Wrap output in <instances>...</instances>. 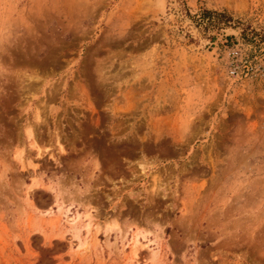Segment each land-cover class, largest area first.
I'll use <instances>...</instances> for the list:
<instances>
[{
	"label": "rangeland",
	"instance_id": "1",
	"mask_svg": "<svg viewBox=\"0 0 264 264\" xmlns=\"http://www.w3.org/2000/svg\"><path fill=\"white\" fill-rule=\"evenodd\" d=\"M0 264H264V0H0Z\"/></svg>",
	"mask_w": 264,
	"mask_h": 264
},
{
	"label": "trees",
	"instance_id": "2",
	"mask_svg": "<svg viewBox=\"0 0 264 264\" xmlns=\"http://www.w3.org/2000/svg\"><path fill=\"white\" fill-rule=\"evenodd\" d=\"M202 14H203L202 16L214 15V16H219V17H226L225 14H220V13H216V12H209V11H204Z\"/></svg>",
	"mask_w": 264,
	"mask_h": 264
},
{
	"label": "bare ground",
	"instance_id": "3",
	"mask_svg": "<svg viewBox=\"0 0 264 264\" xmlns=\"http://www.w3.org/2000/svg\"><path fill=\"white\" fill-rule=\"evenodd\" d=\"M137 244H138V243L135 242V246H133V252H134V250H136V248H137L136 245H137Z\"/></svg>",
	"mask_w": 264,
	"mask_h": 264
}]
</instances>
